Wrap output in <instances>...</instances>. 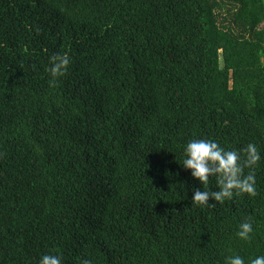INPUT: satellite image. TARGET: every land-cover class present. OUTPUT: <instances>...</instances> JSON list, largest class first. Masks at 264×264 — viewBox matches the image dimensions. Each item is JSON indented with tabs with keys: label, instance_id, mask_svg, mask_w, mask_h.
Masks as SVG:
<instances>
[{
	"label": "trees",
	"instance_id": "16d2710c",
	"mask_svg": "<svg viewBox=\"0 0 264 264\" xmlns=\"http://www.w3.org/2000/svg\"><path fill=\"white\" fill-rule=\"evenodd\" d=\"M62 54L68 71L50 86ZM192 139L256 144L257 195L192 205L203 188L180 164ZM48 253L264 254V0H0V264Z\"/></svg>",
	"mask_w": 264,
	"mask_h": 264
},
{
	"label": "clouds",
	"instance_id": "9594fccd",
	"mask_svg": "<svg viewBox=\"0 0 264 264\" xmlns=\"http://www.w3.org/2000/svg\"><path fill=\"white\" fill-rule=\"evenodd\" d=\"M69 64L70 58L67 54L49 58L46 71L50 76V86H55L56 82L66 75ZM260 161L261 152L254 143H249L241 149H229L212 139L188 141L183 146L180 164L184 169L190 170L191 176L203 188V190H193L192 205L214 206L216 203L222 204L226 200H232L235 196L255 197L257 177L254 169ZM213 180L215 191L209 190ZM210 199L215 204H210ZM253 231L252 221L246 219L239 224L236 236L247 242L252 238ZM37 264H64V261L59 253H48L42 255ZM81 264H91V262L84 259ZM225 264H245V260L242 256L234 254L225 257ZM248 264H264V254L250 258Z\"/></svg>",
	"mask_w": 264,
	"mask_h": 264
}]
</instances>
